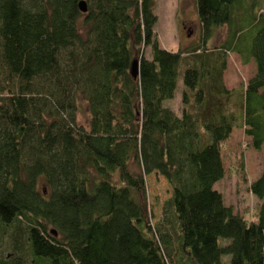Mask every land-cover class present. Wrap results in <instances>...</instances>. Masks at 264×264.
<instances>
[{
    "label": "trees",
    "instance_id": "obj_1",
    "mask_svg": "<svg viewBox=\"0 0 264 264\" xmlns=\"http://www.w3.org/2000/svg\"><path fill=\"white\" fill-rule=\"evenodd\" d=\"M261 1L195 0L199 44L184 52L158 41L155 0H0V240L17 224L26 244L0 264H264V159L252 218L214 187L235 125L264 144ZM230 51L255 64L234 89ZM179 75L177 114L163 102ZM155 174L168 196L152 223Z\"/></svg>",
    "mask_w": 264,
    "mask_h": 264
},
{
    "label": "rangeland",
    "instance_id": "obj_2",
    "mask_svg": "<svg viewBox=\"0 0 264 264\" xmlns=\"http://www.w3.org/2000/svg\"><path fill=\"white\" fill-rule=\"evenodd\" d=\"M155 13L157 21L154 25L155 35L161 46L170 51H188L192 46L199 44L198 22L195 10V0H155ZM261 9L264 11V1H261ZM81 24H79L80 26ZM197 31V33H195ZM227 26L216 29L215 34L207 41L209 48H216L226 38ZM144 56L150 57V48L144 50ZM183 63L179 64V70L184 69ZM253 61L242 63L235 52L225 53V66L222 71V82L227 89H234L245 85L248 78L254 73ZM177 87L172 99L164 102V105L180 114L181 103V76L177 79ZM88 113L84 104H81L77 114V120L86 125ZM221 155L224 166L223 177L214 184V187L222 194L226 204L232 205L235 212L252 218L255 205L260 201L249 190V184L261 173L264 159V144L259 150L254 149L249 143V137L244 132V127L234 126L230 135L221 143ZM135 168V167H134ZM146 190L148 203L151 207V221L154 223L161 213V204L167 198L166 183L155 174L151 182L147 176ZM20 225L7 226L0 240V249L4 254L18 256L20 250L15 248L23 243V230ZM227 240V239H224ZM16 259V258H15ZM222 264H229V256L221 257ZM22 264H35L30 255H24ZM14 263V259H11ZM12 264V263H11Z\"/></svg>",
    "mask_w": 264,
    "mask_h": 264
},
{
    "label": "water",
    "instance_id": "obj_3",
    "mask_svg": "<svg viewBox=\"0 0 264 264\" xmlns=\"http://www.w3.org/2000/svg\"><path fill=\"white\" fill-rule=\"evenodd\" d=\"M80 8L83 9V4H80ZM130 69H131L132 76L135 78L138 75V59L137 58L132 60Z\"/></svg>",
    "mask_w": 264,
    "mask_h": 264
},
{
    "label": "crops",
    "instance_id": "obj_4",
    "mask_svg": "<svg viewBox=\"0 0 264 264\" xmlns=\"http://www.w3.org/2000/svg\"><path fill=\"white\" fill-rule=\"evenodd\" d=\"M195 33H197V31H195ZM252 61V60H251ZM164 103V102H163Z\"/></svg>",
    "mask_w": 264,
    "mask_h": 264
}]
</instances>
